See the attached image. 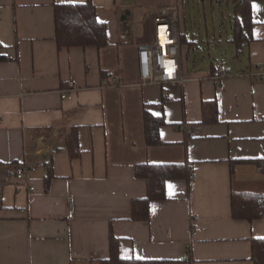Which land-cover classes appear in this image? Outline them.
<instances>
[{
  "label": "crops",
  "instance_id": "obj_1",
  "mask_svg": "<svg viewBox=\"0 0 264 264\" xmlns=\"http://www.w3.org/2000/svg\"><path fill=\"white\" fill-rule=\"evenodd\" d=\"M88 1L107 45L58 50L55 6ZM171 6L184 14V0H0V264H100L110 230L123 260L253 264L251 241L264 238V216L234 220L230 198L264 194L253 163L233 164L264 158V0L251 5L252 39L238 57L229 42L238 65L225 66L239 77L215 83L223 65L186 69L184 45L195 43L179 29L187 81L140 86L138 51L154 41L155 13ZM103 72L121 85L107 86ZM204 103H216L217 122L202 123ZM144 111L165 122L152 147ZM73 129L79 155L55 152ZM141 164L185 167V178L166 182V199L150 204L146 222L131 219V202L146 196L134 177ZM31 165L19 181L16 169Z\"/></svg>",
  "mask_w": 264,
  "mask_h": 264
},
{
  "label": "trees",
  "instance_id": "obj_2",
  "mask_svg": "<svg viewBox=\"0 0 264 264\" xmlns=\"http://www.w3.org/2000/svg\"><path fill=\"white\" fill-rule=\"evenodd\" d=\"M255 1L259 0H233L232 38L229 42L236 47V57L241 54L243 46L252 39L251 5ZM54 26L58 50L75 47L100 49L107 45L106 27L98 21L97 9L90 1L84 4L56 5L54 8ZM182 37L180 34V45L184 43ZM3 59L5 58L0 56V61ZM213 69H216L214 65H212ZM108 75L106 72L102 73V77L105 79L108 78ZM217 121L216 103H204L202 105V123L209 124ZM143 124L146 145L152 147L159 140L160 128L165 125V122L162 118L153 117L144 111ZM61 149L67 151L71 157L79 155L80 151L74 129L67 135L63 148H56L55 152ZM237 162L253 163L258 172L264 174V158L252 161H235L233 164ZM45 167L47 173L44 177V186L48 189L53 178L51 161L46 163ZM184 168L180 165L141 164L135 166L134 177L146 183V196L131 202V219L136 222L148 221L150 218V204L166 199V182L185 178ZM231 171H233V168H231ZM230 203L231 216L234 220L251 222L264 216V194L232 192ZM251 260L253 264H264V238L251 241ZM100 264H164V262L159 260L121 259L118 255V241L110 230L109 258L100 261Z\"/></svg>",
  "mask_w": 264,
  "mask_h": 264
},
{
  "label": "built area",
  "instance_id": "obj_3",
  "mask_svg": "<svg viewBox=\"0 0 264 264\" xmlns=\"http://www.w3.org/2000/svg\"><path fill=\"white\" fill-rule=\"evenodd\" d=\"M154 41L139 49L137 55V70L140 86L157 85H183L187 79L183 76L181 61V46L179 32V12L177 7L159 8L153 17ZM235 74L231 67L221 66L219 70L211 77L215 83L230 78L239 77ZM264 81V75H262ZM107 86L118 87L121 84L115 77L105 79ZM62 98H66L62 94ZM34 166H20L16 169L15 175L19 181L26 180V174L33 171ZM30 191H34V187H29ZM67 200L66 220L73 218V208L71 199ZM197 218L191 220L192 233L200 232V228L196 226Z\"/></svg>",
  "mask_w": 264,
  "mask_h": 264
},
{
  "label": "rangeland",
  "instance_id": "obj_4",
  "mask_svg": "<svg viewBox=\"0 0 264 264\" xmlns=\"http://www.w3.org/2000/svg\"><path fill=\"white\" fill-rule=\"evenodd\" d=\"M183 8L184 14L179 17L180 32L188 42L194 40L195 43L190 49L188 44L184 45L182 60L186 69L205 73L210 65L236 68L238 62L229 43L232 0H184Z\"/></svg>",
  "mask_w": 264,
  "mask_h": 264
}]
</instances>
